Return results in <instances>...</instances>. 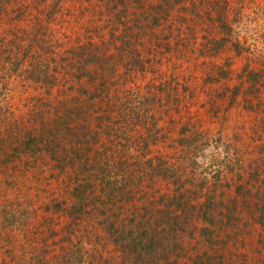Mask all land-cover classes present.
<instances>
[{
  "label": "trees",
  "instance_id": "16d2710c",
  "mask_svg": "<svg viewBox=\"0 0 264 264\" xmlns=\"http://www.w3.org/2000/svg\"><path fill=\"white\" fill-rule=\"evenodd\" d=\"M57 1L63 2V0ZM172 1L159 0L157 3H151V8L145 15L138 14L134 7L145 4L143 0H115L114 4H106L107 10L100 9L102 18H105L103 27L113 28L115 26L123 31L120 34L121 43L117 44L118 47L115 43L113 45L125 57L126 71H132V69H134L133 72L135 69L143 71L150 66L143 58L130 57L128 60L126 54L130 46L142 44L146 46V43L149 46H155L158 42L161 48L172 51V46L178 43L176 40L183 39L182 34L187 32L189 39L190 34H194L196 21L193 20L194 24L188 23L186 27L180 24L169 25L155 13L163 8L167 11L169 7H173L178 2H181L180 7L184 4L185 9H189L195 17L196 15L199 18L206 16L212 21H219V34L221 35L219 38L216 34L212 35L209 29L211 36L199 44V51L197 46L193 45L191 48L188 45L196 53L195 57L192 56L193 53L190 57L189 54H183V56L194 59L192 70L196 68L198 72L197 67L211 62L207 59L198 62L199 58L216 57L222 51L229 49L226 45L231 40L229 33L232 34V27L227 21L223 5L217 9L211 3L208 9H204L200 8L197 2L194 3L195 1L190 5H186L183 0H174L175 3ZM127 5L133 8L129 13L125 10ZM54 6H59V3L50 5V7ZM53 11L55 8L50 9V15ZM136 35L141 37L135 38ZM143 38L146 43L143 42ZM162 40L163 43H161ZM63 46L64 48L69 46L71 53H80L84 59L80 56L82 62L77 65V73L72 75L73 83L68 85L71 86V90H64V97L58 98L59 104L54 103L50 96L49 100L43 102V106L48 105L50 113L53 108L57 111L61 107L60 104L67 107V110L63 115L57 113L49 120L53 123L52 126L48 129L43 128L48 135L44 131L41 134L46 136L47 149L50 150L49 158L55 160V165L60 168V172L65 171L71 184L67 187L65 195L53 192V194L43 196V201H45L43 215L49 214L47 212H56L66 217L69 219L67 225L69 231L76 223H95L98 225V230L104 231L120 249V264H190L187 261H181L180 249L184 248L182 240L186 234H192L199 228L200 225L197 222L200 218L213 224L217 213L222 208L229 206L230 211L235 209L234 204L237 203L239 197L244 195V189L252 188L257 194L264 188V145L253 144L249 147L255 150L256 154L251 156L253 164L245 163L244 165L239 155L243 149L237 142L240 140L236 136L228 133L225 135L223 129L221 131L219 129L215 134L210 129L200 127V124L203 125L202 121L200 124L187 121L180 126L179 134L174 138L175 151L173 153L156 151L152 144L159 140L157 131L160 129L149 125L147 119L150 117L155 125L158 120L154 114L149 115V111H143V105L149 104L150 97L155 98L156 102L159 101L162 97L160 89L164 91L167 85L174 88L177 93L189 92L190 96L193 95V101L198 103L201 94L200 84H183L179 77L180 71L178 74L173 73V79L167 82L160 76L150 75L151 77H148L149 74L145 75L143 72L144 81L135 83L133 85L135 87L122 92L119 89L116 90L115 87L112 89L109 77L111 70L107 64L111 54L100 53L97 42L88 37L80 43L73 39L64 45L61 44V51L64 49ZM233 46L235 47L233 50H240V43L233 42ZM2 48H9V46L0 45V53ZM148 49L151 51L150 48ZM179 50L177 46L173 48L174 52ZM40 51V62L45 72L44 64L47 63V58L54 62V57L58 56L61 51L56 50L54 46L43 47ZM212 63L217 64L215 61ZM46 66L49 67V64L47 63ZM212 67H217L218 71L214 74L207 72L204 79L221 82L223 75H227L229 70L232 71V57L228 55L224 65H213ZM26 70L30 72L28 67H21L19 60L16 62V59L9 63H1L0 88L5 82L3 79L8 80L10 76L14 77L15 73H19L22 77L28 76L38 80L42 77L47 81L45 86L48 91L51 90L48 82L52 83L54 80L49 79L46 72L45 76H42L41 70L25 73ZM106 72H110L107 77L104 75ZM116 74H118L117 71ZM253 74L255 83L250 85V93L257 92V96L258 93L264 95V79L257 76L254 71ZM127 75L131 81V75ZM192 77L196 78L197 75H192ZM107 80L109 83L106 82ZM75 81H78L80 85L77 82L74 83ZM248 88L245 89L244 83L240 82L235 85L229 83L225 90L232 92V96L245 94L249 97L250 93H246ZM220 95L221 92L216 91L217 99L211 100L214 103L211 115H219L214 112H217L218 104H221L217 101L221 98ZM39 97V95L36 96V102L39 101ZM74 100L75 102L80 100L82 104L70 108V104L75 103H71ZM249 101H253L252 110L257 113L252 119L257 135L256 140L264 143V125H261L264 123V98ZM150 108L156 107L148 105L147 109ZM96 120L99 128L91 125ZM64 131L71 143L68 147L70 154L61 147L62 139H65ZM42 136L39 137L41 140H43ZM103 136H105L104 139H102ZM9 137L10 135L0 128V168L2 170L8 166L9 160H13V157L19 158L18 154L10 152L13 147L9 148L8 145H4ZM223 145H225L224 149H222ZM232 145H236L234 151L231 150ZM210 146L215 150L209 151ZM68 166H70V171L65 169ZM36 173L37 180L42 183L39 172L36 171ZM59 173L55 172L51 175L57 179V182L61 181L58 178ZM243 175L247 176L246 180H243ZM57 182L50 180L51 184ZM43 188L46 189L47 185L42 186V192ZM151 188L155 191L152 196L148 192ZM191 194H194L196 199L191 197ZM226 194L229 197H226ZM232 217L230 216L229 219L231 220ZM259 219L264 224V210ZM49 230L51 233H56L53 227ZM200 232L203 236H209L212 243L213 239L210 237L212 229L208 225L201 227ZM64 236L56 240V242L60 241L56 245L51 242L50 247L47 246L49 248L40 249V252L29 260V264H46L47 250L53 251V256L50 257L53 259L52 264H81L84 257L83 251L80 253L81 249L73 243L74 235ZM75 244L76 247H74ZM50 258L49 262H51ZM195 258H198L201 264L204 263L203 254H199L193 260ZM223 262L229 264L227 260ZM2 263L13 264L10 259H4Z\"/></svg>",
  "mask_w": 264,
  "mask_h": 264
},
{
  "label": "rangeland",
  "instance_id": "374dc122",
  "mask_svg": "<svg viewBox=\"0 0 264 264\" xmlns=\"http://www.w3.org/2000/svg\"><path fill=\"white\" fill-rule=\"evenodd\" d=\"M143 1L145 4L134 7L138 14L145 15L151 8V3H157L159 0L157 2L155 0ZM193 1L204 9H208L211 3L217 9L223 5L227 21L232 27V34L229 33L231 40L229 38L230 41L226 45L229 49L222 51L216 57L199 58L198 62L204 61V59L211 62L197 67L198 72H196V68L192 70L194 59L185 55L189 54L190 57L193 53L192 56L195 57L196 53L188 45L191 48L193 45L197 46L199 51V44L211 36L209 29H211L212 35L216 34L219 38L221 36L219 21H212L206 16L199 18L196 15L195 17L189 9H185L184 4L180 7L181 2L175 3L173 0L172 2L175 3L173 7H169L167 11H165L166 8L158 9L155 13L169 25L180 24L186 27L188 23L194 24L196 21L195 32L190 34L191 40L186 32V34H182L181 41L176 40L178 43L172 46V51H168L161 48L160 44H157L158 42L155 46L150 45L154 47L151 49L143 38L146 46L142 43L140 46L132 45L128 51L130 54L126 55L128 60L130 57L143 58L150 66L143 71L135 69L133 72L134 69L126 71L125 57L113 45L115 43L118 47L117 44L121 43L120 34L123 31L115 26L113 28L102 26L105 18H102L100 9L107 10L106 4H114L115 0H76L74 2L72 0H63V2L57 0H0V45L9 46V48H2L0 64L16 59V62L19 60L21 67L30 69V72L26 70L25 73L41 70L42 76H45L46 72L49 79L54 80L52 83L48 82L51 89L48 91L45 86L47 81L42 77L38 80L28 76L22 77L19 73H15L14 77L10 76L8 80L3 79L5 82L0 88V128L10 135L4 145H8L9 148L13 147L10 152L19 156V158L13 157V160H9L8 166L4 170L0 168V264H3L4 259H10L13 264H29V260L36 256L40 249L49 246L51 242L56 245L60 242H56V240L67 234L74 235L73 243H76L78 249H81L80 253L83 251L84 257L81 264H120V249L115 246L104 231L98 230V225L95 223H76L69 231L67 230L69 219L66 217L60 216L56 212H47L49 214L43 215L45 204L43 196L53 194V192L65 195L67 187H70L71 184L65 171L61 169L60 172V168L55 165V160L49 158L50 150L47 149L46 136L41 134L44 131L48 135V132L43 128L48 129L52 126L53 123L49 120L57 113L63 115L67 110V107L60 104L61 107L57 111L53 108L50 113L48 105L43 106V102L49 100L50 96L54 103L59 104L58 98L64 97V90H71V86L68 85L73 83L72 75L77 73V65L82 62L81 57L83 58V56L77 52L71 53L69 46L66 48L63 46L64 49L62 48L61 51L60 45H64L67 41L76 39L80 43L89 37L99 44L100 53L111 54L107 61L111 74L106 72L104 75L105 77L109 75L112 89L115 87L116 90L124 92L127 91L125 89L135 87L133 86L135 83L145 80L143 72L145 75L149 74L148 77L160 76L167 82L173 79V73L177 72L178 74L180 71L179 77L183 84H200L201 94L198 103L193 101V95L190 96L189 92L177 93L174 88L167 85L164 91L160 89L162 97L159 101L156 102L155 98L150 97L149 104L143 105L142 110L149 111V115L154 114L158 120L156 126L153 120L147 116L148 124L153 125L155 129L157 127L160 129L157 131L159 140L152 144L156 151L173 153L175 151L174 138L179 134L180 126L187 121L197 124L202 121L203 125L199 126L210 129L215 134L219 129L220 131L223 129L225 135L228 133L231 136H236L240 140L237 142L243 149V152L239 154L242 163L244 165L252 163L251 156L256 153L249 147L253 144L264 145L263 142L256 140L257 135L252 119L257 113L252 110L254 108L253 101H249L264 98L262 93H258V96L257 92L250 93V85L255 83L253 71L261 79H264V0H183L186 5L193 4ZM58 3L60 7H50V5ZM43 8L45 9L43 10ZM51 8H55L52 15H50ZM131 9L133 8L127 5L125 10L129 13ZM140 37V35L135 36V38ZM135 41L139 43L138 40ZM163 42L162 40L161 43ZM233 42L240 43V50H233L235 48ZM53 46L61 53L54 57V62L47 58L49 67L46 66L47 63L44 64L46 67L44 72L39 57L40 49ZM175 46L177 49L180 48L178 52L173 51ZM183 54L185 55L183 56ZM228 55L232 57V71L229 70L227 75L224 74L221 82L218 80L206 81L204 79L206 73H216L218 68L212 66L224 65ZM213 61L217 64L212 63ZM104 64L107 65L105 61ZM185 72L187 74L184 75ZM127 74L131 75V81ZM192 75H197V77L194 78ZM68 76L72 78H67ZM76 82L78 83V81L74 83ZM106 82L109 83V80ZM240 82L244 83L245 89L249 87L246 90V93H250L249 97H246L245 94L232 96V92L225 90L229 83L235 85ZM216 91L221 92V98L217 100L221 104H218L219 109L214 112L219 115H211L214 105L211 100L217 99ZM37 95L40 97L36 102ZM74 102L75 100L71 103ZM203 102H205L204 105ZM80 104L82 103L78 100L74 104H70L72 107H69H77ZM200 104H202L201 107ZM148 105H153L156 108L147 109ZM96 123L97 120L91 125L99 128V124ZM41 136L43 140L39 138ZM64 136L65 139H62L61 147L70 154L68 147L71 143L67 134ZM235 146L232 145L231 150L234 151ZM224 147L225 145L222 149ZM211 150H215L214 147L210 146L209 151ZM65 169L71 170L70 166ZM36 171L39 172L42 183L37 180ZM55 172H60L58 174L60 182L51 176ZM243 176V180H246L247 176ZM50 180L57 183L51 184ZM45 185L47 188H43L42 192V186ZM191 188L193 189V187ZM219 190L223 191L224 189ZM263 191L264 188L256 194L252 188L244 189V195L239 197L237 203L234 204L235 209L230 211L229 206L222 208L217 213L213 224L200 218L197 222L200 225L199 228L192 234L187 233L182 240L184 248L180 249L181 261L201 264L198 258L194 260L193 258L203 254L205 258L203 264H224V260L229 261V264H264V224L259 219L264 210ZM148 192L152 196L155 191L151 188ZM203 193L205 192L203 191ZM192 196L196 199L194 194H191ZM226 197H229L228 194ZM230 216H233L231 220ZM205 225L212 229L210 234L213 239L212 243L209 236H203L200 232V228ZM52 227L56 229L57 234L50 232L49 229ZM186 231L189 230L186 229ZM76 244L74 247L77 246ZM45 256L46 264H52L53 259L50 257L53 256V251L47 250ZM49 258L51 262H49Z\"/></svg>",
  "mask_w": 264,
  "mask_h": 264
}]
</instances>
